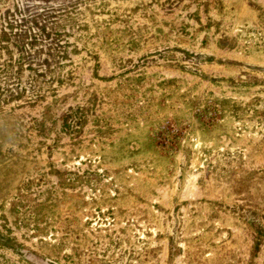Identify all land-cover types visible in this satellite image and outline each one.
Returning a JSON list of instances; mask_svg holds the SVG:
<instances>
[{
    "label": "rangeland",
    "instance_id": "rangeland-1",
    "mask_svg": "<svg viewBox=\"0 0 264 264\" xmlns=\"http://www.w3.org/2000/svg\"><path fill=\"white\" fill-rule=\"evenodd\" d=\"M0 264H264V0H0Z\"/></svg>",
    "mask_w": 264,
    "mask_h": 264
}]
</instances>
